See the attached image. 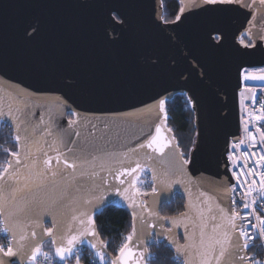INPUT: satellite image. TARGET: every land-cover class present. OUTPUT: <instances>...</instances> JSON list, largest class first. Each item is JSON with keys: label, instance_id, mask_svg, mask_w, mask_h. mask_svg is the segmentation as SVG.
<instances>
[{"label": "water", "instance_id": "1", "mask_svg": "<svg viewBox=\"0 0 264 264\" xmlns=\"http://www.w3.org/2000/svg\"><path fill=\"white\" fill-rule=\"evenodd\" d=\"M180 2V19L165 21L162 0H0V120L20 137L19 156L11 157L0 177V215L16 233L8 235L17 252L0 253L4 264H25L29 242L42 246L53 236L60 246L61 233L93 229L95 236L87 239L96 247L77 242L75 248L106 254L95 217L113 205L135 213L127 264H147L155 238L174 248L184 264H215L211 245L223 241L225 231L236 240L228 225L234 180L226 154L231 140L240 138L242 71L264 67V4ZM245 33L251 47L240 42ZM179 93L188 96L195 114L189 160L161 108ZM157 127L158 142L168 144L163 154L139 147L157 135ZM68 148L83 152L88 163L66 168L63 159L73 163ZM48 157L60 172L41 183L37 175ZM137 163L141 167L131 172ZM125 168L130 174L119 175ZM144 168L156 189L148 200L135 187ZM176 193L184 197L183 211L163 215L162 206ZM21 235L25 248L17 249ZM225 247L232 256L222 264H251L242 245ZM118 256L109 258L124 264Z\"/></svg>", "mask_w": 264, "mask_h": 264}, {"label": "trees", "instance_id": "2", "mask_svg": "<svg viewBox=\"0 0 264 264\" xmlns=\"http://www.w3.org/2000/svg\"><path fill=\"white\" fill-rule=\"evenodd\" d=\"M162 3L164 10L163 19L165 21L177 19L182 9L180 0H162ZM240 42L251 44L246 33L241 36ZM161 108L166 116V124L173 132L184 158L189 160L197 133L192 102L186 94L179 93L170 99L164 100ZM74 118L75 114L69 113V119ZM3 147H12L19 150L20 146L11 126L0 120V177L4 172L7 160L10 159ZM184 205V197L182 194L176 193L170 203L162 206L161 213L165 216L179 214L183 211ZM133 216L129 209L114 205L108 206L96 214L95 221L98 236L106 251V254H103L105 258L109 259V256H116L119 253V249L127 243V237L132 235L133 231ZM49 228L52 229V226L46 224V229ZM148 252L147 264H184V261L177 256L174 248L167 245L166 242H159L156 238L148 246ZM78 257L83 264H105L100 261L99 256L97 257L95 253H90L86 248L82 249ZM74 260L76 259H72V261ZM25 264L33 263L28 261ZM107 264L112 263L108 260Z\"/></svg>", "mask_w": 264, "mask_h": 264}, {"label": "built area", "instance_id": "3", "mask_svg": "<svg viewBox=\"0 0 264 264\" xmlns=\"http://www.w3.org/2000/svg\"><path fill=\"white\" fill-rule=\"evenodd\" d=\"M259 68L261 71L255 76H264V67ZM249 69L242 71V83L238 91L240 138L236 141L231 140L226 156L229 162L228 169L234 180L230 185L231 202L233 199L236 201L233 204V210L235 213H239L240 217H244L246 212L252 213L246 217V221H251V225L242 221L239 217L236 218L241 220V222H238L239 228L245 231L250 229L249 235L254 237V239L249 241V247L245 249L247 252L246 256L250 257L247 258V261L251 264H264V234L259 232L260 221L257 219L258 216L264 218V200L259 198L261 175H264V146H262L264 141L261 140V132H264V120L255 118L257 115L264 116V79H245V77H249L247 76ZM253 136H255L254 141L252 139ZM240 141H243V144L235 149V156L241 160V163L234 164L233 161L229 160V156L233 152L232 145ZM244 152L248 155L243 156L242 153ZM241 167H243V171H239ZM237 175L239 179H237ZM253 181H255L254 184ZM233 185L235 186L234 189ZM250 186L255 191L249 193ZM241 199L249 203L248 209L242 207ZM253 200L256 201L255 205L252 204ZM253 208L255 209L254 211ZM4 227L5 225L0 215V246H3L6 253L7 248L9 246L12 247V240L8 233L3 231ZM82 249L76 248L78 253H81ZM77 252H74L73 256L77 255ZM51 259L54 263L51 262ZM58 262H61L60 258L48 259V257L45 258L43 256L39 257L33 264H55Z\"/></svg>", "mask_w": 264, "mask_h": 264}, {"label": "snow or ice", "instance_id": "4", "mask_svg": "<svg viewBox=\"0 0 264 264\" xmlns=\"http://www.w3.org/2000/svg\"><path fill=\"white\" fill-rule=\"evenodd\" d=\"M194 2H195V0H194ZM232 2H233V0H203V3L207 4V5L229 4V3H232ZM260 2L262 4H264V0H260ZM182 12H183V10H182ZM179 19H180V17L177 16V20H179ZM212 39L214 41L218 42L221 39V37L218 36V35H214L212 37ZM261 39H264V36H262ZM251 46L252 45L245 44V47H251ZM245 79H264V76L245 77ZM0 115H2V114H0ZM255 118L257 120H264V116H261V115H257ZM156 133H157V135L153 136L151 138V140L147 142L146 145L145 144H140L139 147L140 148H145L146 147L148 149H152L154 152L158 151L161 154H163L164 151H165V148L168 147V144L167 143H159L158 142V136L160 134V128L159 127L156 128ZM76 135H79V133H76ZM252 139L254 141L255 140V136H253ZM16 140H17V142H19L20 141V137L17 136ZM58 140H59L60 143H63V138L62 137H58ZM261 140L264 141V132H261ZM242 144H243V141H240V142H237L236 144L232 145L233 152H232V155L229 156V160L233 161L234 164H240L241 163V160L235 156V149L237 147H240ZM262 146H264V145H262ZM67 151L71 155V157L73 159V163L69 164L68 159H66V158L63 159V164H64V166L66 168H70L72 170H75L76 167H77L76 161H81L83 163H88V160L86 158H84V156H83V152H76L72 148H68ZM11 155L18 157L19 153L13 152V153H11ZM62 155L63 154H58L57 155V157H56V164L57 165H59L61 163ZM242 155L243 156H247L248 154L246 152H244V153H242ZM92 159H96V157H92ZM17 163H20L19 159H17ZM52 163H53V161H52L51 157H48L47 159L43 160L42 164L45 167H43L42 170L37 175V179L41 183L48 176H51V177L55 178L57 176L58 172H60V169H57V170H53L52 169ZM187 163H188V161H183V160L181 161L182 165L183 164H187ZM140 167H141V165L139 163H137L135 168L131 169V172H135L136 169H139ZM243 170H244L243 167L239 168V171H243ZM5 171H7V169H5ZM126 173L130 174L128 168H125L122 172L119 173V175H124ZM116 178H119V177L117 176ZM153 179H155V175H153ZM237 179H239L238 175H237ZM121 183H123V181H121ZM254 183H255V181H253V184ZM232 187H233V189L235 188L234 185ZM227 190H228L227 188L224 189L225 192H227ZM116 191L119 192L120 189L117 188ZM136 191H138V189ZM155 191H156V189L154 188L153 192H155ZM253 191H255V190L250 186L249 193H251ZM201 195H203V193ZM245 195H247V194H245ZM259 198L261 200H264V175H261V187H260V190H259ZM87 203H91V202L88 201ZM133 203H135V201H133ZM235 203H236V201L233 199L232 200V204H235ZM252 204L255 205L256 201L253 200ZM241 205H242V207L244 209H248L249 208V203L245 202L243 199H241ZM26 210L27 209H21L22 212H24ZM254 210L255 209L253 208V211ZM251 214H252L251 212H246L244 217H240L239 213H235V212H232L230 214V216L228 218V225L236 233V240L233 242L232 239L229 237V233L227 231H225L223 233V237H224L223 241L216 240L214 242V244L211 245V247L213 248V251H214L213 259L215 261V264H222V259H224L225 262H226L227 259L232 256V253L229 252L228 247H225V245H229V246H231L233 248H239V247H241V245L245 249L249 247V241L254 239V237L249 235L250 229H249V231H245V230L239 228L234 223V221L236 220L237 217H239L242 221H245L247 224L251 225V221H246V217L248 215H251ZM133 215L135 216V213H133ZM75 218L76 217H73V219H75ZM89 219L91 220V217H89ZM257 219L260 221L259 232L261 234H264V218H261V217L258 216ZM91 222L94 224V220H92ZM80 223L84 224V220H80ZM3 231L5 233L11 232L13 234V238H15L16 233L13 230L12 227H7L6 226V227L3 228ZM46 232L49 235H51L53 233V230L51 228H49V229L46 230ZM133 233L134 234L136 233L135 226H133ZM31 235L34 237L36 235V233L32 232ZM89 235L94 237L95 236V230L93 229L91 233H89L87 231H82L79 234L71 235L69 237H65L64 234L61 233L60 234L61 245L56 247V249H55L56 255L60 257V261L62 262L66 258L73 256V252H74V249L76 247L77 242H79V243H88V244L91 245V247L95 248L96 245L92 244L91 240L87 239V237ZM201 235H203V234H201ZM82 237H83V239H82ZM65 239H66V245L67 246H64V243H63V241ZM137 239H139L138 236H137ZM24 240H25V237L23 235H21L19 240H17V249L25 248V244L20 243V241H24ZM127 241L128 242H132L133 241V235H129L127 237ZM53 243H56V240H53ZM201 243H203V240L201 241ZM215 245H219L220 246L218 252H215ZM28 247H29V250H30V260L32 262L36 261L38 254L44 255L45 258H47V254L46 253H41L39 242H36L34 247L32 246L31 242H29ZM126 249H127L128 254L130 256L133 255L132 250L128 247V243H125L119 249V256H118L119 260H124V264H127V261L124 258V253H125ZM0 253H4V255H6L8 257H12V256L17 255V252L14 251L11 246H9L7 248V252L6 253L4 252L3 246H0ZM25 255H28V253L26 252ZM140 255H141V257H143L144 253L142 252V253H140ZM100 258H101V260L103 259V254L102 253L100 254ZM245 259H246V257H244V256H240L239 257L240 261H243ZM76 261H77V264H79V257H76ZM0 264H4L2 259H0ZM112 264H117V261L116 260L112 261ZM206 264H210V262H206Z\"/></svg>", "mask_w": 264, "mask_h": 264}, {"label": "rangeland", "instance_id": "5", "mask_svg": "<svg viewBox=\"0 0 264 264\" xmlns=\"http://www.w3.org/2000/svg\"><path fill=\"white\" fill-rule=\"evenodd\" d=\"M260 71H261V69H260L259 67L250 68V69L247 71V76H249V77L255 76V75L258 74ZM3 150L7 151L8 158H10V159H11V157L14 158V159L17 158L16 156H12L10 153H13V152L19 153V150H17L16 148H12V147H3ZM10 159H8V160H10ZM8 160H7V162H6L5 169H8V168H9V166H8V164H7V163L9 162ZM187 160H188V159H187ZM5 169H4L3 174L6 172ZM3 174H2V175H3ZM135 187H136V190L138 189V191H136V192H137L138 194H140V195L142 194V195L146 196V199L148 200V196H147V195L150 194V193H152V192H153V189L155 188L154 182H153V180H152V175H151L149 169H143V170L141 171L139 177H138L137 180H136ZM146 199H145V198H142V199H141V204L144 206L145 209H148ZM53 240H55L53 237H49V238H48V239L42 244V246H40L41 253H46L48 259H49V258H57V259L60 258L59 256L56 255V252H55L56 247H58L59 245L57 244V242H56V243H53ZM100 243H101V245L103 246V243H102L101 241H100ZM78 250H79V249H78ZM74 252H75V253L77 252L76 248L74 249ZM74 252H73V253H74ZM89 252H90V251H89ZM90 253H95L97 257H98V256L100 257V254H101L100 251H97V252H90ZM78 255H80V253L77 252V255H76V256H73V257H71V258L68 257V258H66L65 260H63V262H58V263H55V264H77V261H76V260L72 261V259H76V257H78ZM43 256H44V255L38 254L36 260H38L39 257H43ZM96 259H97V258H96ZM108 260H110L111 263H112V260H111L110 258L107 259V258H105L104 256H103V259H102V260H101V258H100V261H101L102 263H105V264H107ZM28 261H29L30 263H34V262H32V261L30 260V256H29ZM28 261H27V262H28ZM51 262L54 263V262L52 261V259H51ZM80 263L83 264V263L80 261V259H79V264H80Z\"/></svg>", "mask_w": 264, "mask_h": 264}, {"label": "crops", "instance_id": "6", "mask_svg": "<svg viewBox=\"0 0 264 264\" xmlns=\"http://www.w3.org/2000/svg\"><path fill=\"white\" fill-rule=\"evenodd\" d=\"M81 264V263H80Z\"/></svg>", "mask_w": 264, "mask_h": 264}]
</instances>
